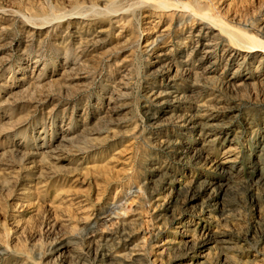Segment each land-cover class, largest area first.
Returning a JSON list of instances; mask_svg holds the SVG:
<instances>
[{"label":"rangeland","instance_id":"rangeland-1","mask_svg":"<svg viewBox=\"0 0 264 264\" xmlns=\"http://www.w3.org/2000/svg\"><path fill=\"white\" fill-rule=\"evenodd\" d=\"M258 43L264 0H0V264H264Z\"/></svg>","mask_w":264,"mask_h":264},{"label":"bare ground","instance_id":"bare-ground-1","mask_svg":"<svg viewBox=\"0 0 264 264\" xmlns=\"http://www.w3.org/2000/svg\"><path fill=\"white\" fill-rule=\"evenodd\" d=\"M143 3V2H141ZM142 6V5H141ZM163 7L165 8H168V7H171L169 5H163ZM260 41V40H259ZM259 46L263 47V49H261V51L264 53V44L262 43H258ZM208 51H206L207 53ZM250 52V51H249ZM193 123L195 124V126H197L198 128L201 129V132L200 134L201 135H206V134H213L214 133V122H213V117H209V115L206 113V114H201V115H197V116H193V119H192ZM216 140V137L215 136H212L211 138L207 139L203 144H202V147H200L199 149H197L198 151V154L196 155V158H202L204 155H206L207 151H209L210 149V146H212V144L215 142ZM186 145V144H185ZM187 147H185L183 145V147H180V149L178 150V152H180L182 154V156L184 158H186V155L189 154V149H191V147L189 145H186ZM235 153H231L229 155H227V159L229 162L231 163H236L238 161V157H233ZM226 176L224 178L226 179H230V172H226L225 174ZM220 198V196H219ZM218 198V199H219ZM117 211L118 209L115 208L111 211V213H116L117 214ZM215 243L216 245L218 246H221V248H224V249H227V250H232L233 247L231 245V242H229L227 240V238H214L212 240H210L209 242H207L206 245L210 244V243Z\"/></svg>","mask_w":264,"mask_h":264}]
</instances>
